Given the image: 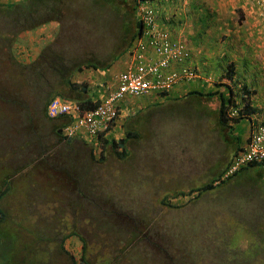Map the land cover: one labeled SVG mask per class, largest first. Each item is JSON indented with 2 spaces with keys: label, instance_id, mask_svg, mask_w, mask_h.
Returning <instances> with one entry per match:
<instances>
[{
  "label": "rangeland",
  "instance_id": "obj_1",
  "mask_svg": "<svg viewBox=\"0 0 264 264\" xmlns=\"http://www.w3.org/2000/svg\"><path fill=\"white\" fill-rule=\"evenodd\" d=\"M94 2L63 0L53 23L34 27L40 35L32 30L14 35L18 25L0 7V92H5L0 93V152L21 149L8 152L15 154L18 172L8 174L11 192L1 201L7 222L22 225L12 229L13 242L23 243L19 232L30 242L41 240L35 242L37 248L32 245L21 254L18 249L20 259L12 258L10 264H72V255L82 264L81 237L86 241L85 259L101 264H264V180L256 182L255 176L260 168L240 172L201 194L173 196L216 176L229 149L213 123L208 124L213 120L206 112L211 105L197 95L157 98L147 110L127 112L118 134L129 127L139 137L127 143L125 159L105 151L103 159L99 155L89 166L62 153L57 154L59 162L37 160V148L42 147L27 144L32 137L27 133L37 126L48 97V62L60 57L67 64L101 65L122 52L129 5L120 0ZM148 6L147 0L140 4L143 15ZM222 11L223 17L237 19L235 32L245 29L240 9ZM224 21L231 26L229 19ZM202 36L207 41L196 48L192 40L205 75L216 45L209 31ZM110 71L101 68L99 74ZM97 73L85 68L73 79L93 89L100 80ZM4 155L2 163L8 165L12 159ZM9 165L12 169L13 162ZM248 177L255 181L247 183ZM43 198L58 201L44 203Z\"/></svg>",
  "mask_w": 264,
  "mask_h": 264
},
{
  "label": "trees",
  "instance_id": "obj_2",
  "mask_svg": "<svg viewBox=\"0 0 264 264\" xmlns=\"http://www.w3.org/2000/svg\"><path fill=\"white\" fill-rule=\"evenodd\" d=\"M94 1V0H93ZM110 1V0H107ZM122 3H127V5H130L131 9H135L136 5L138 3V0H120ZM133 1V2H132ZM96 3V0L94 4ZM61 4H63V0H22L20 2H16L13 4H5L0 3V7L3 8L2 10H5L6 14L8 16H12L14 18V24L18 25V30L16 31V34L23 31H28L30 29H33L34 27L40 25L42 22H50L56 20L57 14L59 13V6L61 7ZM58 5V6H57ZM131 15L132 13L130 11ZM131 15H126V17H130ZM206 16L209 17H203V19H200L199 22H208L205 24H212L210 23V16L211 13L207 14ZM213 17V15H212ZM211 17V18H212ZM27 21L28 23H26ZM195 24H199L198 20H195ZM128 25V22L125 24ZM142 26L141 21L135 20L133 25L130 29L127 30V32H130L134 28V33L129 36L128 38H123L121 40L122 43H126V47L122 50H126L130 45L132 46L134 44V37L135 34L139 32V28ZM138 28V29H137ZM223 38H226V35H222ZM29 40L31 38H28ZM36 43V42H33ZM121 52V53H122ZM119 53L117 56L113 58L111 62L116 60L118 56L121 55ZM57 62H48V67L50 69L51 74L49 71H46L45 73H48L49 75V81L46 85H49V91L47 92L48 97L46 102L44 103V109L41 110V114L38 117L39 121L35 123L33 128H31V133H27L28 135H31V139L27 144H30L31 146L39 145L42 148H37V153L39 154L38 161L42 162L44 160H52L55 162H59V157H57V154L62 153L63 155H66L68 158L72 157L76 161H82L84 165H88L91 162H94L97 160L96 157L101 155L100 157L103 159L106 154L104 152H110L114 158L117 159H125V156L127 155V143L130 142V140H136L139 137V133L132 128H125L124 134L122 136V133L118 134L119 130L123 126L121 123V119L116 116L107 133H104L102 135H98L97 137H85V136H77L76 138H65L61 134V127L62 123L59 122L58 117L51 118L47 114V105L48 103L55 97V96H62L65 98L71 99L73 102L77 103L78 105L82 106L83 108H93L98 103L99 100L96 98V94H94L93 89L89 87L87 82L83 81H76L73 79L75 72H83L85 68L89 67H97L96 64L91 63H72L67 64L63 58L58 57ZM233 63L227 64L226 73L224 74L225 77L231 79L234 75L232 71ZM45 73L42 74V77L45 79ZM1 91V90H0ZM198 92V94H201L199 91H192ZM246 92V93H245ZM5 93V92H0ZM212 94V93H211ZM218 97L217 103V118L219 123H221L222 126H226L228 129H232L231 125H228L227 123V116H226V110H227V103L230 99H226L223 92L219 91L216 93H213L212 96L210 93L206 94L207 98H215ZM248 96V92H243V102L245 103V112L249 109L248 102L246 103V98ZM119 113V111H118ZM243 116V113H241L236 119L235 122ZM33 123V122H31ZM43 129H42V127ZM43 130V133L41 132ZM122 130V129H121ZM55 135V137H54ZM46 137V139H45ZM33 143V144H32ZM35 144V145H34ZM69 146V152L64 153L63 150L65 147ZM47 148H52V151L50 153H55L53 156H50V153L47 152ZM5 150V149H4ZM21 149H18V147H11L10 151L8 150L9 154L12 152H19ZM8 152H0V257H2V264H10L12 262V258H18L17 251L19 249L18 254H21L24 252L25 249H28L32 245H35L34 247H38V244L41 240L38 239V241H32L30 242L28 238H24V236L21 237V233L19 232V236L22 239L23 243L20 240H16L13 236H10V233L14 226L17 224L19 226H22L21 224H18L16 220L12 221V226L7 222V213L5 209L2 206V198L4 199L7 195V191L10 190L9 186V180L10 176L8 175L10 171L12 170L13 173L18 172V169H14V165H12V169H10V166L5 165L2 163L3 158H5V153H7V158L16 159L15 154L13 153L11 156L8 154ZM100 158V159H101ZM33 159H31L32 161ZM254 163L248 164L245 167L242 168L241 171L246 172V168L250 167H256V168H263L264 167V161L258 162L256 160ZM13 162V161H12ZM11 162V163H12ZM9 163V164H11ZM19 162H15V165H18ZM264 169V168H263ZM220 173H218L219 175ZM249 176H252L249 175ZM255 176H258L259 178L262 177V174L257 172ZM213 178L210 179L208 182L203 183L202 185H199L195 188L190 189L187 192L180 191L177 194H174L173 196H177L178 194H190L192 192H197L200 194L202 191H207L209 189L214 188L213 186ZM198 194L196 196H198ZM2 200V201H1ZM163 204H167L166 201H162ZM169 205V204H167ZM177 206V205H175ZM15 221V223H14ZM15 229V228H14ZM72 233H69L67 236H69ZM80 237V236H79ZM264 239V238H263ZM81 240V256L80 260L83 262H86V264H89L87 260L85 259L84 251L86 248V241L84 238H80ZM21 242V243H19ZM37 242V243H35ZM31 243V244H29ZM41 243V242H40ZM30 245V246H28ZM63 250L65 248H62ZM15 256V257H13ZM73 259V264L76 263L75 256H71ZM101 264V263H99Z\"/></svg>",
  "mask_w": 264,
  "mask_h": 264
},
{
  "label": "crops",
  "instance_id": "obj_3",
  "mask_svg": "<svg viewBox=\"0 0 264 264\" xmlns=\"http://www.w3.org/2000/svg\"><path fill=\"white\" fill-rule=\"evenodd\" d=\"M9 1L11 2V0ZM208 2L211 4L209 6H204L208 4ZM187 3H189L188 6H186ZM210 7L211 11L216 13L210 19V23L219 26V30L210 32L214 41H218L215 42V50L213 49V51L210 52V56L212 57L211 61L209 63L205 62L208 64L206 74L212 72L217 88L225 93L230 89L233 92V98H235L236 95L240 96V88L242 87H247L250 90V95L248 97L250 105L248 107L249 109L244 116L232 124V129H228L226 126L221 127L219 125L221 123H219L217 118V106L213 104L210 106L211 112L209 115L213 117V120L208 121V124L213 123L211 126L216 125L217 133L221 137V142L229 145V149L223 160V168L229 162L233 154L245 144L253 126L261 120H264V17L261 15V10L263 8L258 3V0H156L154 2L157 16L156 22L159 25L170 29L174 35L179 34L178 38L183 41L186 46H192L190 47L192 51L194 50V42L192 39L196 41V44L198 43L195 48L207 41L205 36H202V33L209 31L205 26L207 25L205 23L208 22H199V20L204 16L202 13ZM219 8L220 10L218 11ZM224 8H235L242 11L241 22H239L244 23V30L235 32L238 23L236 21L237 19L231 20L230 18H227V16L223 17L224 12L222 10ZM232 18H234V15H232ZM227 19L230 20L231 26L232 24L236 25L233 29L228 28L231 26H229V21H224ZM195 20H198L199 24H195ZM131 21L134 22L133 17H131ZM223 26H225V29ZM34 33L38 32L35 31ZM38 34L40 35L41 33ZM223 34L226 35L225 39H222ZM221 40L222 42H220ZM194 54L195 56L192 57L189 62L195 64L201 69L196 52H194ZM123 61L124 59L121 58L115 63V67L113 63L110 66L112 71H110L111 73L108 72V74L116 75L119 73L125 66ZM228 61L233 62L232 71L234 75L231 79L224 77L226 62ZM101 83L102 82H98L97 80L93 86V93L96 94V98H100V100L107 95L106 91L96 86L97 84L101 85ZM186 86L190 89L197 87V89H203L204 86L209 87L210 83H203L200 80H195L190 83L181 84L180 86L175 87L170 94L165 97L171 95L172 97H179L184 95L185 90H187ZM157 98L162 101V98L159 97V95H148L145 97L129 99L128 102L123 105L125 111L121 107L122 114L125 115L130 110L134 111V109L141 111L142 108H145V110H147V108L154 104L153 101ZM204 108L206 109V107ZM203 117H207V114H204ZM66 120L67 119L63 117L59 119V122H65ZM211 126L206 130L211 131ZM263 168H260L262 177H256V182L264 180ZM248 170L259 169L256 167L246 168V171ZM240 172L243 173L245 170L239 171V173ZM245 180L247 183L255 181V179H251V177H248ZM262 196L264 197V194Z\"/></svg>",
  "mask_w": 264,
  "mask_h": 264
},
{
  "label": "built area",
  "instance_id": "obj_4",
  "mask_svg": "<svg viewBox=\"0 0 264 264\" xmlns=\"http://www.w3.org/2000/svg\"><path fill=\"white\" fill-rule=\"evenodd\" d=\"M264 9V0H258ZM140 12L141 9H140ZM142 18L150 28L146 31L153 33L151 26V11H147ZM148 37L140 49L152 48L145 56L136 47L132 55V62L126 70L119 74L116 88L97 106L83 108L75 102L67 101L61 97H54L47 106L49 117H68L62 126V134L65 137L85 136L97 137L107 133L113 119L118 116L119 103L125 97L147 95L152 92H160L170 88L182 78H189L188 69L163 73L173 62L179 61L182 49L169 42L165 33ZM140 51V52H139ZM191 75V73H189ZM264 159V125L260 126L253 134L247 152L238 154L232 161L224 177L234 173L238 168L253 160Z\"/></svg>",
  "mask_w": 264,
  "mask_h": 264
},
{
  "label": "clouds",
  "instance_id": "obj_5",
  "mask_svg": "<svg viewBox=\"0 0 264 264\" xmlns=\"http://www.w3.org/2000/svg\"><path fill=\"white\" fill-rule=\"evenodd\" d=\"M20 1H22V0H11V2L9 1V0H3V1H0V3H5V4H13V3H16V2H20ZM144 0H138V3H137V5H136V8L133 10V9H131L130 8V11L132 12V13H134L133 15H131V14H129V13H127L128 15H131L130 17H128V19H127V21H125V24L128 22V25L129 26H126L125 24H124V29H125V33L126 34H124L123 35V38L125 37V38H128L129 36H131L133 33H134V28L130 31V32H127V30L128 29H130L131 28V26L133 25V23L135 22V20L137 21H141V23H142V26H140V28H139V32L137 33V34H135V37H134V44L131 46H129L128 48H126V50H124L122 53H121V58L122 59H124L123 57L125 56V59H124V61H123V63H125V66H124V68L119 72V73H117L116 75H113V74H108V73H106L105 72V74H99V70L101 69V68H105L106 70L107 69H109L110 68V66L113 64V63H115L114 61H116V60H114L113 62H109V63H107V64H101V65H99V64H96V66L97 67H94V68H92V67H89V68H86V69H93L94 71H96V72H98L97 73V75H99V79H100V81L98 80V82H102L101 83V85H99V84H97L96 86L97 87H100V88H102L104 91H106L107 92V95L103 98V99H101L100 100V98L98 99L99 100V103L98 104H100L115 88H116V85H117V82H118V77H119V74L120 73H122L124 70H126L127 69V67H128V65H129V63H131L132 62V55L134 54V52H136L134 49L136 48V47H139V49H140V47H141V45H143V43H145V41L146 40H148V37H150V36H153V34H156V36L158 35L156 32H159V34H163V33H165L166 35H167V37H168V40H169V42L173 45V47L175 46V45H177L178 47H181V49H182V53H183V56H182V58L179 60V61H176V62H173L167 69H165L164 70V72L163 73H165V74H169V73H171V72H174V71H180V70H182V69H188V75L190 76L189 78H182L181 80H179L177 83H175V84H173V85H171L170 86V88H168V89H166V90H164V91H160V92H152V93H149V94H147V95H140V96H129V97H125L122 101H120V103H119V108H118V111H119V113H118V117L121 119V123L123 124V122H124V120H125V117L126 116H129V115H127V114H125V115H123L122 114V109L125 111V109H124V106L123 105H125V103H127L128 102V100L131 98V97H134V98H138V97H145V96H148V95H159V97H161L162 98V100L164 99V98H166L165 96L166 95H168V94H170V92L175 88V87H177V86H180L181 84H185V83H190V82H193V81H195V80H200V81H202L203 83H210V86L209 87H206V86H204V88L202 89V88H199V89H197V88H187V90H185V94H188V96H189V94L192 92V91H199L201 94H198V92H193L192 94L193 95H197L196 97L199 99H201L200 101H202V103H203V101L204 100H206L210 105L211 104H213V105H215V106H217V108H218V103H217V98L218 97H216L215 96V98H213V99H211L210 97L209 98H207L206 97V94L207 93H210V95L212 96V94L213 93H216V92H219V91H221V92H223V94H224V96H225V98L226 99H230L229 100V102H226L227 103V110H226V116H227V123H228V125H231L232 127H233V123L235 122V119L241 114V113H243V116H244V114L247 112H245V103L243 102V92H244V89H245V91H247L248 92V96H247V98H246V103L248 102V104H249V100H248V97H249V95H250V90L247 88V87H242V88H240V96L239 95H236L235 96V98H233V92L229 89L228 90V92L227 93H225L224 91H222V90H220L219 88H217V84H216V82H214V79H213V76H212V72H208L207 74H205V75H203L202 74V71H201V69L200 68H198L195 64H191L190 62H189V60L192 58V57H194L195 56V54H194V52L188 47V46H186L184 43H183V41H181L178 37V35L179 34H175L174 35V33L170 30V29H168V28H166V27H163V26H161V25H159L157 22H156V10H155V8H154V2L156 1H154V0H147V2H148V9H147V11H151V13H153V15H152V19H151V21H152V23H151V26L154 28V31H153V33H147L146 31L150 28V26H148V25H146L145 24V22L142 20V12H140V4L143 2ZM133 2V1H132ZM211 4V3H210ZM209 3L208 4H206V5H204V6H209L210 5ZM189 5V3H187L186 4V6H188ZM130 7H132L131 5H130ZM216 12H217V10H216ZM209 13H211V16H210V19H211V17H212V15H214V14H216V13H214L213 11H211V7L210 8H208L205 12H203L202 14L204 15L203 17H209V16H206L207 14H209ZM261 15L264 17V9H262L261 10ZM202 16V15H201ZM131 17H133V19H134V22H132L131 21ZM241 18H242V15L240 14V16H239V21L241 20ZM203 19V18H202ZM210 21V20H209ZM51 23H53L52 21H50ZM241 22V21H240ZM206 27H207V29L209 30V32H212V31H215V30H213L212 29V26H214V24H207V25H205ZM216 26V25H215ZM218 27V29L217 30H219V26H217ZM224 27V29H225V26H223ZM138 29V28H137ZM31 30L33 31L34 30V28L33 29H30V30H28V31H23V32H25V33H30L31 32ZM13 31V30H12ZM16 29H15V31H13V34L15 35V33H16ZM35 31H33V33H34ZM222 39H225V38H222ZM121 40H123V39H121ZM214 42H216V41H214ZM121 43V42H120ZM122 46H123V49L126 47V43H122L121 44ZM122 49V50H123ZM120 50V48H118L117 49V52ZM140 51L145 55V56H148V54L150 53V51H152V48H147L146 50H143V49H140ZM139 51V52H140ZM119 53V52H118ZM23 54H25V53H23ZM53 60L55 61L56 59L55 58H53ZM57 63V62H56ZM84 63H91V64H93L92 62H84ZM229 63H233L232 61H228V62H226V68H227V64H229ZM189 73H191V75L189 74ZM225 73H226V71H225ZM106 77V78H105ZM225 77V76H224ZM104 78V79H103ZM113 78H114V80H113ZM102 79V80H101ZM97 81V80H96ZM115 81V82H114ZM189 89V90H188ZM212 93V94H211ZM246 93V92H245ZM184 94V95H185ZM172 96V95H171ZM183 96V95H182ZM182 96H179V97H182ZM55 97H61V98H63V99H65V100H67V101H70V102H73L71 99H69V98H65V97H62V96H55ZM97 104V105H98ZM96 105V106H97ZM204 105V104H203ZM48 106V105H47ZM205 106V105H204ZM250 106V105H249ZM248 106V107H249ZM121 107H122V109H121ZM180 110V109H179ZM206 112H207V114H209V112L206 110ZM211 112V111H210ZM251 112V111H250ZM189 113H194V112H189ZM59 119L60 118H63V117H58ZM64 118H66L67 120H68V117H64ZM241 118V117H240ZM66 120V121H67ZM66 121L65 122H61L63 125L66 123ZM62 125V126H63ZM221 127H222V125L221 124H219ZM264 125V120H261L260 122H258L257 124H255L254 126H253V128L251 129V132H250V135H249V137L247 138V140H246V142H245V144L244 145H242L234 154H233V156L231 157V159L229 160V162L222 168V169H220V171L218 172V173H220L219 175H218V173L216 174V176H213L212 178L214 179L213 180V186H214V188L216 187V186H219V185H221L222 183H224V182H226V180L227 179H229V178H231V177H233V176H236L238 173H239V171H241L242 170V168L243 167H245L246 165H248V164H251V163H254L255 161H250V162H248V163H246L245 165H243V166H241L240 168H238V170H236L234 173H232V174H230V175H228L227 177H224V175H225V173L227 172V170H228V168L230 167V165H231V163H232V161L234 160V158L238 155V154H241V153H243V152H247L248 151V148H249V143H250V140H251V138H252V136H253V134L256 132V130L260 127V126H263ZM212 127H215V130H216V133H217V126L216 125H214V126H212ZM213 129V128H212ZM208 133H210V132H212V130L211 131H207ZM61 134H62V127H61ZM123 134V133H122ZM217 135L219 136V140H220V142H221V137H220V135L217 133ZM62 136H64L63 134H62ZM65 137V136H64ZM77 136H75V137H65V138H76ZM222 143V142H221ZM11 161H13V165L15 164V161H16V159H12ZM256 161H258V162H262V161H264V159H261V160H256ZM8 166H10L9 164H8ZM211 178V179H212ZM208 182V181H207ZM214 188H212V189H214ZM209 190H211V189H209ZM208 191V190H207ZM10 190L9 191H7V193H6V195L8 196L9 194H10ZM39 192V195L41 196L42 194H41V191H38ZM196 192V191H195ZM202 192H205V191H202ZM201 192V193H202ZM200 193V194H201ZM24 194H26V192H24ZM6 196V197H7ZM5 197V198H6ZM26 197V196H25ZM4 198V199H5ZM3 199V200H4ZM39 199H41V198H39ZM42 200H45V202L44 203H50V202H53L54 200H57L58 201V199H54V198H50V199H46V198H43ZM53 203H55V202H53ZM53 208H56V207H54L53 206ZM7 216V215H6ZM82 262V264H86V262H83V261H81ZM87 262H89V261H87ZM72 264H73V262H72ZM74 264H80V262L78 261V259L76 260V263H74ZM89 264H99V263H97V262H89ZM102 264H104V263H102Z\"/></svg>",
  "mask_w": 264,
  "mask_h": 264
}]
</instances>
